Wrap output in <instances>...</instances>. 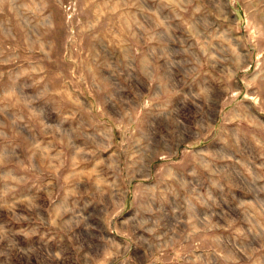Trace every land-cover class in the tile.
Returning <instances> with one entry per match:
<instances>
[{"label":"rangeland","instance_id":"obj_1","mask_svg":"<svg viewBox=\"0 0 264 264\" xmlns=\"http://www.w3.org/2000/svg\"><path fill=\"white\" fill-rule=\"evenodd\" d=\"M0 264H264V0H0Z\"/></svg>","mask_w":264,"mask_h":264}]
</instances>
